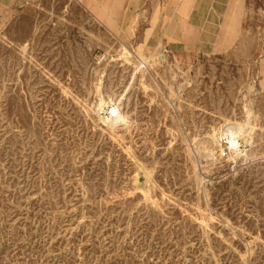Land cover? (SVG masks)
Wrapping results in <instances>:
<instances>
[{"label": "rangeland", "instance_id": "obj_1", "mask_svg": "<svg viewBox=\"0 0 264 264\" xmlns=\"http://www.w3.org/2000/svg\"><path fill=\"white\" fill-rule=\"evenodd\" d=\"M85 1L0 7V264H264V0L177 57Z\"/></svg>", "mask_w": 264, "mask_h": 264}, {"label": "crops", "instance_id": "obj_2", "mask_svg": "<svg viewBox=\"0 0 264 264\" xmlns=\"http://www.w3.org/2000/svg\"><path fill=\"white\" fill-rule=\"evenodd\" d=\"M19 1L0 0V7L12 6ZM234 2L235 0H86L85 5L95 11L97 20L103 21L109 28L115 25V21L148 23V31L151 32L149 36L156 39L146 40L148 49L145 50L152 52L153 47L158 45L160 52L177 57L215 52L225 34L228 15Z\"/></svg>", "mask_w": 264, "mask_h": 264}, {"label": "bare ground", "instance_id": "obj_3", "mask_svg": "<svg viewBox=\"0 0 264 264\" xmlns=\"http://www.w3.org/2000/svg\"><path fill=\"white\" fill-rule=\"evenodd\" d=\"M147 58V57H146ZM141 62L146 63L147 59H145V57L140 56L138 58ZM142 64V63H141ZM110 113V120L112 123H117L118 121L121 120V116L119 115V113L117 112V110L115 108H112ZM229 132V131H228ZM234 129L231 130L230 135L232 136L234 134ZM233 141V140H232ZM230 141L231 145H234L235 142Z\"/></svg>", "mask_w": 264, "mask_h": 264}]
</instances>
